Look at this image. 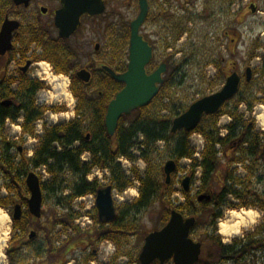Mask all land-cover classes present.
<instances>
[{
  "label": "trees",
  "instance_id": "trees-1",
  "mask_svg": "<svg viewBox=\"0 0 264 264\" xmlns=\"http://www.w3.org/2000/svg\"><path fill=\"white\" fill-rule=\"evenodd\" d=\"M9 1L12 6V1ZM179 1L165 0L170 7V13L167 18L171 20L173 32L176 30L179 32L181 28V23H179L180 20H177L178 18L175 17L172 9L174 3H180L181 8L185 11H188L187 5L193 6L192 0ZM235 1L236 0H227L228 6H231ZM213 2L212 0H206L204 9L200 13L201 17L208 18V12L209 15H214L213 9L215 4ZM242 11L243 10L240 9L235 13L237 17L235 21L236 25L229 26V29L236 30V26L241 22L239 20L243 18ZM187 19L189 21L193 20L191 16H188ZM128 27L129 23L126 25V28ZM119 33L120 32L112 33L111 31L110 42L111 46L112 42L117 39V43L112 49L113 60H111L110 63V65L114 67L116 73H122L127 68V62L121 59V52L123 50L124 41L127 42L128 40L127 38L124 39V36H121ZM229 34L230 32H228L227 29L223 31V36L227 39V45L230 47V45L236 44L237 38L235 36V31L232 33L233 35L231 34L229 36ZM181 35L182 31L179 34L177 33L175 37H180ZM256 47L264 50V43H260L256 45ZM255 51L256 49L254 48L250 52V58L259 57ZM230 55L233 56L234 53L230 52ZM170 57H173L172 53L160 62L165 63L166 71L163 75L164 81L159 86L157 94L147 106L140 107L129 115H122L118 120L113 136H109L105 129V110L109 100L122 89L123 83L115 81L103 71L100 72L104 74L108 81L109 90L107 91V89L104 90V88L100 87L99 90L101 95L94 94L95 97L100 100L95 112L93 113L92 108L87 107L85 102L83 103L82 95L74 88L72 90L73 95L79 102L76 106L75 118L68 123L44 127L42 135L39 136L37 147L34 152L36 162L34 165L23 168H26L28 171L29 168L32 170L41 165L52 174L55 164H57V166L59 165V167L66 164L67 169L79 175V181L77 184L73 185L69 194L54 200L52 205L48 203L46 196L43 195V206L47 205V207L52 210L49 214L52 215L51 224L53 229L56 228V226H61L62 229L59 231L62 232L63 230L64 233H68L70 230L73 234L66 236L64 241H62V252L63 250L66 251L65 254H62V264L66 259H69L67 255H69L68 251L71 247L81 242H89L91 247V254L84 260V263L95 261L96 257L94 251L97 252L98 244L102 241L111 242L116 247L112 260L125 257L126 261L124 264H140L137 253L121 252L118 238L122 236L125 241H127L133 236H138L144 241L145 236L150 231L148 233L140 231L139 233L138 223H123V221L131 210L139 211L147 206L149 207L154 201L165 204L164 207L167 206V213L164 216L161 227L167 223L171 210H175L186 217L194 216L196 221L193 229L197 227L200 220L197 214L193 212V206H191L193 200L191 201L189 191H183L182 188L179 190L182 197L185 198V202L182 205L175 206L172 203L171 196L175 193V189H173L174 183L171 181L169 185H165L163 165L159 162L158 156L155 154L157 151V142L163 143L162 149L169 153L170 157H172L177 165L172 176L175 177V175L181 171L179 164L183 159L189 160L190 162L187 173L190 175L191 180L194 179L197 169L200 170L199 180L201 181V189L196 195L208 190L213 191V197L210 202H200V205L203 207L206 205L211 206L210 210H207L206 213H208V218L210 220L209 227H212L213 230H216L215 222L222 218V211L219 209L227 208L232 210L252 208L262 212L264 218V196L250 186L242 187V185H244L243 181L248 180L250 177L249 172L251 171V173H253L252 175H254L253 167H259L258 163L264 167V134L255 131V120L251 117L255 103L264 102V89L258 88V92L263 95L262 99L259 98L258 100L248 95H239L242 87H249L251 85L252 79L250 82H242L236 96L224 103L215 114L204 115L193 131L186 132L180 130L176 133H171L170 128L172 120L183 113L192 102L201 97L183 107L184 105L179 99L175 100L170 96V89L174 86L175 82L169 70L172 68L176 72L181 68L184 61H175V64L173 63L171 65L169 60ZM2 59L3 58L0 56V60ZM260 60V65L254 69V73H259L260 76L263 77L264 54L260 56ZM153 62L154 58L148 66L149 69L151 66L153 67L152 69L157 67ZM227 63L228 58L225 59L222 53H219L213 62L209 61L207 63L213 65L217 72L216 77L212 79L213 83L224 79L222 75L224 74L225 68H227ZM55 71L59 72L58 69ZM35 89V84H33L29 97L30 100L28 103L23 104L25 115L24 122L22 123V131L24 135L34 134V122L42 119L44 113L51 110H59L58 108L46 107L44 105H35L32 100ZM232 100L233 104L229 105ZM241 105L245 106V112L249 113V117L245 118L244 112L239 110V106ZM7 111L8 109H2L0 107V150L3 152L8 150V145L11 143L9 139H5V137L1 136L3 125L7 118L14 120L17 116L14 111L12 113ZM87 114H90L93 120L94 118L97 119L95 127H93L92 124H85ZM225 114L231 118V122L226 127L227 134L221 137L219 133L220 128L217 127V121ZM84 131L90 132V141H85ZM193 134L202 136L204 141L203 148L198 158L194 156L195 149L190 142V137ZM239 140L240 142L237 143ZM74 143L77 145L74 146ZM54 144L59 145L61 150L58 151ZM134 151L138 154L136 155ZM84 152L89 154L90 159L87 163H82L80 161V156ZM220 153L224 159H226L224 180L227 182L231 181V183L227 184L226 182L219 191H215L214 186L217 184L216 175L220 170L221 164H223L219 158ZM118 157H123L129 161V174L126 175L121 165L116 161ZM0 160H3L8 165L10 164V160L6 156H3ZM50 160H53V163H49ZM139 160L144 164L143 171H140L138 168L137 162ZM232 164L243 165L246 170H249V172H247L248 174H246L243 179L233 177V170L230 168ZM95 168L108 173V176H105V179H107L106 185H110L113 190L122 193L126 189L136 185L138 196L130 203L115 204L117 218L115 221L108 224L98 220L95 206L93 207L94 213L86 211L91 217L92 225L87 228L88 230L83 231L79 226L74 224L75 219L83 215L71 208V202L74 199L86 195L95 196L99 188L106 186L102 185L97 179H93L91 182L86 181V176ZM5 180L7 182L5 186L9 194L15 192L17 188L14 181H9L7 177H5ZM238 185L240 188L236 187ZM21 187L27 190L25 182H22ZM41 189H43V191L47 190L43 185ZM62 192L63 190H61V193ZM229 196L235 198L239 204L234 205L229 202ZM251 198H253V200ZM10 201L11 197L6 200V203L1 202L0 206L8 207L7 204H9ZM19 202L25 208L23 215L31 217L27 210L26 194H23L19 198ZM60 208L62 209L61 211L58 210ZM23 215L21 218H23ZM13 222L12 228L14 230L19 229L16 225L18 221ZM39 226L41 225L39 224ZM30 227L35 228L33 225H30ZM154 230L155 229L152 231ZM41 231L44 232V242H46L48 246H52L50 228L45 226ZM14 238L15 237H13V240ZM197 241L201 243V253L195 264H258L257 253L261 252L264 255V225H258L253 233L243 235L240 239H234L231 244L227 245L221 243L220 237L214 235L212 231L210 233L205 232L203 237L197 238ZM34 250L37 256H41L42 253L45 252V244L43 243V248L41 246ZM50 252H52V250ZM20 253L21 252H18L17 254ZM151 264L159 263L154 261ZM262 264H264V261Z\"/></svg>",
  "mask_w": 264,
  "mask_h": 264
},
{
  "label": "rangeland",
  "instance_id": "rangeland-1",
  "mask_svg": "<svg viewBox=\"0 0 264 264\" xmlns=\"http://www.w3.org/2000/svg\"><path fill=\"white\" fill-rule=\"evenodd\" d=\"M192 5H187L188 11L187 16H191L193 20L186 19L185 21H179L181 23V28L186 26L187 32L181 37H175L177 36L178 30L174 31L172 34L165 31V38L166 41H171L173 45V52L172 56L170 57V64H175V61L184 60L182 63V66L180 69H178L176 72L174 69H170L169 73L173 75L172 79L174 80V86L170 89V96L173 99H179L181 103L184 105L183 107L189 105L193 100L202 97L204 95H209L211 93H214L221 89V87L225 83V79L228 75H230L232 72H237L242 79H244L245 75V69L247 67H251L253 70V77L251 81V85L249 87H242L240 90V94L248 95L249 97H255L254 99L258 100L259 98L262 99L263 95L258 92V88L264 89V76L261 77L259 73H254V69H256L260 65V56L264 54V50L261 48H257L256 45L260 43H264V0H236L231 6H228L227 0H212L214 1V15H209V12L207 13V17H201L200 13L203 11L206 0H192ZM180 2V1H179ZM178 3H174L173 6V12L175 14V17L178 18V14L183 15V10L181 8V4L177 6ZM250 5H254L255 11L251 12L249 9ZM13 6L10 5L9 0H0V25L2 21L4 20V13L8 12L10 17L14 16H20L22 17V25L25 28L30 31V27L32 23H48L50 22L47 17H43L40 15L41 13L39 11H35L33 8L30 10H21V9H12ZM242 9L243 11V18H241L239 21H241L236 27V30H231L228 27L231 25H236L235 21L237 20V17L235 13ZM9 10V11H8ZM138 14V5L137 0H108V7L106 10V13L102 16L97 18L88 19L85 18L82 23V28L74 37H71L70 41L66 44V49H72V51L77 53V59L78 64H90L92 60L100 58V60L105 59V52L104 45L107 41V36L105 34V29L109 28V42H111V31L112 33H118L121 34V36H124V39L127 38V42L124 41L123 50L121 52V59L123 61H128V47H129V27L126 28V25L131 22L137 16ZM16 18V17H15ZM25 19V20H24ZM52 20V19H51ZM127 23V24H126ZM51 26V25H50ZM227 29L228 32H234L236 36V44L235 45H227L228 41L223 36V31ZM53 30V29H51ZM50 30V32H51ZM149 30V32L147 31ZM151 30V31H150ZM154 24L153 23H147L145 27L142 29V33H145L146 35H150L152 37H158V32H154ZM232 32V33H233ZM117 37V35H116ZM177 38V39H176ZM176 39V40H175ZM98 43L100 44V49L95 52L94 45ZM117 43V39L112 42L109 54L107 56V59L113 60L112 58V49L114 45ZM162 44L158 45L157 49L154 52V62L155 66H158L160 62L170 56V52L166 51L164 47H161ZM256 49L255 53L258 54L259 57L250 58V52L253 49ZM230 52H233L234 55L231 56ZM222 53L225 59L228 58L227 68H225L224 74L222 75L224 79L219 80L218 82L213 83L212 79L216 77V69L213 65L207 64L209 61H214L216 59V56ZM68 55V54H67ZM70 56V55H68ZM37 59L35 61L38 62H45L49 63L48 61L42 59L41 55L36 56ZM71 57V56H70ZM75 57V56H74ZM106 59V60H107ZM105 60V61H106ZM116 61V59H115ZM45 64L41 63L36 65L34 70L31 72V74L40 72V67L45 68ZM50 70L51 67L49 66ZM153 67L149 69L151 71ZM37 70V71H36ZM154 70V69H152ZM52 72V70H51ZM68 73V71H66ZM100 74V75H99ZM101 72H94V80H98L99 77H101ZM105 77V76H104ZM106 79V78H105ZM93 83V81H92ZM75 86V83H73ZM45 89L41 90L37 94V102L38 104L44 105L46 107L51 108H58V111L51 110L47 111L44 114L43 117V126L48 125L52 126L55 124H61V123H68L71 122L75 118V110L74 106L76 104V99L73 96V89L76 87H73V85L70 87L68 79L64 75H51V73L48 74V78L44 82ZM84 86V85H82ZM85 87V86H84ZM89 88V87H87ZM107 91L109 90V83L105 87ZM80 91V90H79ZM238 95V96H239ZM237 96V97H238ZM236 97V98H237ZM235 98V99H236ZM234 99V100H235ZM233 104V100L229 103V105ZM264 106V102L262 103H255V106L253 108V112L251 113V117L255 120V131L261 134H264L262 131L263 126L260 124V120L258 116L260 114L264 113V109L262 108ZM240 107V106H239ZM245 106H241L239 110L241 112H244L245 118L249 117V113L245 112ZM179 111V110H178ZM97 119L90 116V114H87L85 124H92L93 127L96 126ZM231 122V119L227 114L221 116L217 121V127L223 128L224 123ZM229 124V123H228ZM35 128V126H34ZM264 130V129H263ZM223 131V129H222ZM21 129L14 128L10 123L6 122L3 125V130L1 131V136L5 137V139H9L10 141L13 140L14 142L21 143L26 146L33 145L34 142L32 139L25 138L24 133L22 132V135L20 134ZM220 133V131H219ZM200 141H203L202 136L200 137L198 134H193L190 137L191 145L193 143H198ZM162 142H157L156 147V156H158L159 162L164 165V163L168 159H172L170 157L169 153L166 150L162 149ZM55 148L60 151L61 148L59 145H54ZM136 155L137 152L134 151ZM0 154H2L0 152ZM82 156V155H81ZM80 161L82 163H87L88 160H83L87 156L81 157ZM1 156L0 158H2ZM89 157V156H88ZM219 158L222 161L223 164L220 166V170L216 175V181L217 184L214 186L215 191H219L223 184L227 181L224 180V167L226 163V159L222 156V154H219ZM117 161V160H116ZM49 163H53V160H50ZM81 163V165H82ZM119 163V162H118ZM120 164V163H119ZM190 162L186 159H183L180 162V168L181 171L178 172L175 177L172 176L173 181V189H175V193L171 196V200L173 205L179 206L182 205L185 202V198L182 197L179 190L181 187V181L185 176H190L187 173V169ZM123 171L127 174H129V163L127 164L124 160L120 164ZM138 168L140 171L144 170V164L140 161L137 162ZM259 167H253L254 169V175L249 172V170H246V168L243 165H236L232 164L230 168L233 170V177L243 179L247 172H249V179L243 181L242 187L250 186L252 189L256 190L258 193L262 194L264 196V167L258 163ZM257 169V170H256ZM39 175L41 177L42 185L46 187V191H43V195L46 196L48 203L53 204L54 200L59 199L60 197H63L64 195L69 194L70 189L73 187V185L77 184L79 181V175L74 173L72 170L67 169L66 164H64L62 167L55 166L53 167V173H49V171L42 166L39 169ZM105 176H108V173L93 169L91 170L90 174L86 176V181L91 182L93 179H97L102 185L107 184V179H105ZM200 174L196 171L195 177L190 182V190L189 195L192 201L193 206V212L197 214L199 217V223L197 227L195 228L193 239L197 240L199 237H203L205 232H213L214 235H217L220 237V242L223 244H231L234 239H240L243 237V235L251 234L253 231H255L256 227L258 225L262 226L264 225V218L263 213L257 210H254L252 208H249L250 210L255 211V214H257V217L255 218L253 223H248L245 228L240 229L238 234L232 235L230 238H224L221 234L218 233V223L221 220H229V214L231 211H239V210H245L246 208H239V209H219L222 211V218L218 219L215 222L216 230H213L212 227H209L210 220L208 218V213H206L207 210H210L211 206H201L199 202H197L196 198L198 193L201 189V181L199 180ZM5 178H2L0 176V203H6V200L8 198L12 197L9 194L8 189H5L6 185ZM231 181L227 182V184H230ZM240 188V186H236ZM136 189V185L133 187H130L126 189L122 193H118L117 191L113 190V199L116 204L121 203H130L133 199H135L138 196ZM61 190L63 192L61 193ZM15 193V192H13ZM25 195L26 193L23 192ZM6 198V199H5ZM229 202L233 203L234 205H238L239 202L233 198L228 197ZM253 200V198H251ZM10 204V203H9ZM8 205V204H7ZM95 206V196L92 195H86L82 200L77 201V199H74L71 202V208L74 211H78L79 213H82V215H86L89 219H81V222L79 223V228L81 230H88L87 228L92 225L91 217L86 213L88 211L89 213L93 212V207ZM165 204L159 203L158 201H154L150 206L140 209L139 211L131 210L125 217L124 222H131V223H138L139 228L138 232H146L152 231L153 229L157 230L162 225V221L164 220V216L167 213L166 207H164ZM246 209V210H249ZM0 210H2L5 214L9 216V222H8V233L7 238L3 239V235L0 232V246H2V256H0V264H6L8 260V246L9 241L11 238H14V241L18 240L20 237L25 236L27 233V230L25 232L22 231L23 227L33 225L36 229V237L33 240L32 243L33 246H31V249H35L37 247L43 248V243L45 244V252L46 249H50L51 252V263L57 264V259L59 256V259L62 260V254H65L66 251L63 250L62 252V241H64L65 237L68 235H73L72 232L64 233L59 231L61 226H56V228L53 229L51 224V217L52 215L49 214L52 212L50 208L47 207V205H44L42 207L41 211V217L40 219L35 218H29L25 219L21 223V225H18L19 229L12 228V218L9 215L8 210L13 211L12 207H1ZM61 211L62 209H58ZM97 213V211H96ZM49 216V218H48ZM38 221V223L36 222ZM36 224V226H35ZM39 224L41 226H39ZM58 225V224H57ZM48 226L50 228V237L52 239V246H48L45 241L43 227ZM39 228V229H38ZM19 230V233L17 232ZM59 231V232H58ZM138 233V234H139ZM120 242V248L121 252L126 251L130 252L132 254H139L141 247H142V238H139L138 236H133L129 238L127 241L120 236L119 238ZM32 245V244H31ZM49 247V248H48ZM116 250V247L114 244L108 241H102L99 242L97 247V252L94 251L96 260L93 262H87L84 263V260L88 258L89 254H91V247L89 242H81L76 244L75 246L71 247V249L68 251L69 259L63 263V264H124L126 261L125 257H119L112 260V257L114 255V251ZM62 252V253H61ZM14 253V251H12ZM35 250L33 253H31L29 250L22 251L20 254H13V264L15 263L14 258H16V255H18V258H21V261L19 264H45L47 262V259L45 255L37 257L35 254ZM21 256V257H20ZM53 256V257H52ZM258 257V264H262L264 261V255L261 252L257 253ZM37 258L40 259L37 260ZM56 262H55V259ZM66 258V257H65ZM48 264V263H47ZM165 264H172L171 261L165 263ZM227 264V263H226Z\"/></svg>",
  "mask_w": 264,
  "mask_h": 264
},
{
  "label": "water",
  "instance_id": "water-1",
  "mask_svg": "<svg viewBox=\"0 0 264 264\" xmlns=\"http://www.w3.org/2000/svg\"><path fill=\"white\" fill-rule=\"evenodd\" d=\"M15 6H28L30 0H12ZM60 9L55 13V27L59 35L68 38L79 26L80 17L83 14L99 15L105 9L103 0H59ZM139 13L130 23V40L128 49V65L123 73H115L105 66L103 70L115 81L123 83V88L109 102L105 127L107 134L113 136L118 120L122 115H129L132 111L147 106L158 92V86L163 83L162 74L166 70L165 64H161L152 73L148 74L146 67L152 59V47L143 40L139 34V28L143 24L147 12L148 1L138 0ZM251 12L255 11L254 5H250ZM46 10L42 9L44 13ZM17 20L5 18L0 28V56L5 55L11 49L12 33L19 27ZM98 49V47H95ZM252 70H245V81L251 79ZM79 79L85 83L90 80V73L81 70L77 73ZM241 77L237 72L227 76L224 85L215 93L206 95L191 103L188 108L172 120L170 132L184 130L191 132L198 125L204 115L215 114L225 102L233 98L240 87ZM5 104H8L5 103ZM240 140L237 142L239 143ZM176 170V163L169 159L163 166L165 185L171 183L172 174ZM30 191L28 209L32 216L39 218L42 209V192L40 183L33 173H29L26 179ZM184 191L190 189V177L186 176L181 182ZM112 187L105 186L96 192L95 204L98 220L102 223H110L116 220L117 214L114 206ZM213 191H206L197 197L198 202L210 201ZM20 206H16L13 217L20 216ZM195 224V218H184L180 213L171 210L167 223L158 230L149 232L145 238L138 255L140 264H151L157 261L164 264L172 260L173 264H195L201 253V243L190 237V231ZM35 236L34 232L29 238Z\"/></svg>",
  "mask_w": 264,
  "mask_h": 264
},
{
  "label": "flooded vegetation",
  "instance_id": "flooded-vegetation-1",
  "mask_svg": "<svg viewBox=\"0 0 264 264\" xmlns=\"http://www.w3.org/2000/svg\"><path fill=\"white\" fill-rule=\"evenodd\" d=\"M103 2H104L105 9L102 12V14L93 15V16L88 15V14H83L80 17L79 26L68 38L61 37L54 24L55 23V13L61 7V3L59 0H30L27 7L23 5H19V6H15L14 4L12 5L13 10L15 9L30 10L33 8L35 11H39L41 13L40 15H42L43 17H47L49 19L50 22L48 23H43V24L39 22L32 23L30 27V31H28L27 28L24 29L22 25V19H23L22 17L17 16V15L14 17H10L8 12L4 13V19L7 17L12 20H17L20 23V25L12 33L11 49L5 55L1 56L3 59L0 60L1 61L0 62V107L2 109L3 108L8 109L7 112L12 113L14 111L17 114L14 120H11L9 118L7 119H9L10 125H12L14 128L21 129V135L23 132L22 123L24 122V115H25L23 104L28 103V101L30 100L29 97L31 95L32 85L35 84V87H36L32 95V100L34 101L35 105H41V104H38L37 102V94L41 90L45 89L44 82L46 81V78L42 77L39 72L31 74V72L35 69L34 67L36 65L39 66L40 63H44V62L35 61L37 59L36 56L38 54L42 56L41 57L42 59L49 62L48 64L51 66L53 75H58V76L64 75L68 79L70 87L72 85L73 87L76 86L75 87L76 91L78 93L80 92V95H82L83 97V103L85 102L86 106L92 108L93 113L95 112L100 100H98L94 94L96 93L100 96L101 92L99 88L102 87L104 88V90H106L105 87L108 85V81L105 79L103 73L101 77L98 78L97 81L94 80L95 78L94 72L103 71L105 74H107L103 70V67L105 66L111 68L114 71V67L110 65L111 60L107 59V56H106V54L107 55L109 54V49H110L109 28L105 29L107 41L104 45V49H105V52L107 51V53L105 54L104 61L98 58V59L92 60V62L89 65L88 64L82 65L83 63L79 65L78 59H77V53L72 51V49L70 48L66 49V44L68 41L72 39L71 37H74L77 33H79V31L82 28L83 20L85 18H88V19L97 18L98 19L100 16L106 13V10L108 7V0H103ZM179 4L180 3H178L177 6H179ZM42 9H45L46 11L43 13ZM182 10H183V15L178 14L177 20L185 21L187 19V17H185L187 16V11H185L183 8ZM138 13H139V6H138ZM169 13H170V7L165 2V0H148V13L145 18V21L139 28V33L142 36L143 40L147 41L149 46L152 47L153 57H154L155 50L158 48L157 46L160 44H162L161 47H164L166 51L170 52V54L173 52L172 48L174 44L171 41H166V38H165L166 36L165 31H167V34L173 33V28L171 26V20L167 18V16H169ZM149 22L154 24L155 30L153 31L156 33L157 32L159 33L157 34L159 39L156 36L152 37L150 35H146L145 33H142V29ZM130 23L131 22H129V33H130ZM0 28H1V25H0ZM147 31L149 32V30ZM181 31H182L181 36H183L185 32H187V28L185 24L182 28H180V31L178 32V34L181 33ZM231 34L232 33H230L229 36ZM96 46L98 47V49L95 48ZM99 49H100V44L96 43L94 45L95 52L98 51ZM67 54L70 55L71 57L68 56ZM156 68H154V70ZM57 69L59 70V72L55 71ZM81 70H85L90 73L89 82L85 83L79 79V77L77 76V73ZM66 71H68V73H66ZM252 77H253V71H252L251 79ZM73 83H75V86ZM82 85H84L85 87ZM74 98L76 99V104L74 106V110L76 111V106L79 102L77 101V98L75 96ZM112 99H110L109 102ZM7 102L8 104H5ZM109 102L107 103L105 111H107ZM105 115H106V112H105ZM37 121L39 124H41L40 120H37ZM37 121L36 123L34 122V125L37 124ZM87 134L88 136H86ZM84 135H85V141H90L89 139L90 132L84 131ZM32 141L34 142L33 145L26 146V145H23L21 143L19 144L11 140L10 141L11 143L8 145V150L6 152H3L0 150V152L2 153L0 154V157L6 156L10 160L9 165L6 164L3 160H0V176H2V178L7 177L9 181L13 180L17 188L15 190V193H11V196H12L11 201H10V204H8V206L10 208L12 207L13 209V211H10V210L8 211L10 212V215L12 218V226L14 223L13 221H18L16 224L18 226V225H21V223L25 221V219L27 220L31 217L35 218L33 216L31 217H28L26 215L24 216L23 212L25 211V208L19 202V198L23 195V192L26 193V196L28 198L30 196L29 189L27 188L26 190L21 187L22 182L26 183V179L29 173L35 174V176L37 177L40 183V188L42 186L41 177L39 175V172H40L39 169L42 167L41 165H39L37 168H33L32 170H30L29 168L28 171L26 170V168H23L29 165L30 166L34 165V163L36 162L34 158V152L37 147L38 140H36L33 137ZM54 145H57V144H54ZM73 145L76 146L77 144L74 143ZM81 155H82L81 157L83 158L84 156H87L83 160H88L89 154L87 152H84ZM16 206L21 207L20 216L18 218L13 217V213H14ZM22 215H23V218H21ZM184 218L186 219L189 217L184 216ZM36 222L38 223V221ZM26 230H27V233L25 236L20 237L16 241H14L13 238H11V240L9 241V246H8L9 255H8V260L6 264H13V254H17L18 252L27 251V250H29L31 253L34 252V249H31L30 247L33 246L34 243L32 242L37 236L36 229L33 227H29V226L23 227L22 231L25 232ZM31 231L35 233V236L30 239L29 234ZM194 231L195 229H193V231L191 232L192 236L194 234ZM17 232L19 233V230H17ZM46 250L47 251L43 252L41 256L45 255L47 259V262L45 264L47 263L52 264L50 249H46ZM12 251H14V253H12ZM33 255H36V254H33ZM14 260H15V263L19 264V262L21 261V258H18V255H16V258H14ZM37 260L40 261L39 258H37ZM55 262H56V259H55ZM90 262H93V261H90ZM57 264H62L61 259H59V256L57 259Z\"/></svg>",
  "mask_w": 264,
  "mask_h": 264
},
{
  "label": "bare ground",
  "instance_id": "bare-ground-1",
  "mask_svg": "<svg viewBox=\"0 0 264 264\" xmlns=\"http://www.w3.org/2000/svg\"><path fill=\"white\" fill-rule=\"evenodd\" d=\"M264 109V106H262ZM260 124L264 128V113L258 116ZM257 214L253 210H239L231 211L229 214V220H221L218 223V233L224 238H230L232 235L238 234L240 229L245 228L248 223H253ZM9 216L0 210V232L3 235V239L7 238L8 233V222ZM2 246H0V256H2L1 251Z\"/></svg>",
  "mask_w": 264,
  "mask_h": 264
},
{
  "label": "built area",
  "instance_id": "built-area-1",
  "mask_svg": "<svg viewBox=\"0 0 264 264\" xmlns=\"http://www.w3.org/2000/svg\"><path fill=\"white\" fill-rule=\"evenodd\" d=\"M198 143H199V146H201V145H202L201 141H200V142H198Z\"/></svg>",
  "mask_w": 264,
  "mask_h": 264
}]
</instances>
